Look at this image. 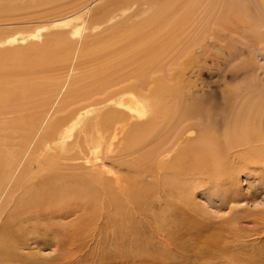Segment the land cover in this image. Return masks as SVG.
Returning a JSON list of instances; mask_svg holds the SVG:
<instances>
[{
  "label": "bare ground",
  "instance_id": "obj_1",
  "mask_svg": "<svg viewBox=\"0 0 264 264\" xmlns=\"http://www.w3.org/2000/svg\"><path fill=\"white\" fill-rule=\"evenodd\" d=\"M79 13L52 23L66 26L81 19ZM95 14V29L106 24L100 36L88 37L81 25L71 33L78 41L88 37L82 52L94 68L83 71L62 101L57 100L62 84L48 79L58 59L67 62L70 46L61 48L66 43L30 50L13 63L24 77L13 82L14 102L7 104L10 94L0 84L2 115H35L13 146L0 148V220L5 216L18 227L2 230L10 242H1L0 251L8 260L19 255L12 243L17 231L24 233V243L39 245L51 221L61 219L66 224L56 228L52 244L66 253L62 264H77L79 237L91 236L80 226L99 213L106 237L113 231L120 237L125 205L133 203L129 196L147 183L175 190L194 183L217 190L236 187L239 156L234 144L220 142L204 125L195 104L200 87L194 82L218 67L223 43L240 41L245 47L227 54L241 58L234 76L248 75L249 82L228 104L231 113L239 118L242 110L250 114L264 104V0H109ZM12 58L0 51V70Z\"/></svg>",
  "mask_w": 264,
  "mask_h": 264
},
{
  "label": "rangeland",
  "instance_id": "obj_2",
  "mask_svg": "<svg viewBox=\"0 0 264 264\" xmlns=\"http://www.w3.org/2000/svg\"><path fill=\"white\" fill-rule=\"evenodd\" d=\"M107 1L109 0H0V46L2 45L0 51L8 52L15 57L10 60L11 64H6L0 70L2 90L4 86L2 92L10 94H8L10 101L7 104L14 102V94L17 92L13 89L14 84L17 85L18 80L24 78L23 71L11 68L13 63L21 60L19 58L28 57L34 49L52 43L61 45L66 43L61 48L70 46L71 49L67 62L61 64L63 60L58 59L59 62L57 60L54 65L60 63L59 67L53 66L52 72H49L50 83L54 80V84H62L58 86V91L60 87L62 88L57 98V100L61 98L59 100L62 101V96L70 92L72 84L83 71L94 68L93 65H88L84 52L88 37L100 36L106 27L104 26L106 24H103L95 29L93 18L96 15V8ZM76 11H81L79 14H82V18L72 20V24L56 27L52 23L64 15H73ZM78 25L84 28V34L88 36L79 41L71 36ZM13 39L15 42L12 44L4 43ZM222 47L223 53L217 60L218 67L216 64L214 69L205 70L200 81L194 82L200 87L195 104L201 111L204 125L210 128L213 137L220 142L228 140L234 144L233 147L235 146L233 151L235 150L240 159L236 166L238 171L235 178L236 187L229 189L225 186L217 190L208 184L194 183L189 184L188 189L179 191L172 187L157 188L150 183L146 186L141 185L135 196H129L132 205H125L127 207L124 209L125 217L122 220L120 237L116 236L115 231L106 237L104 216L102 215L101 223L97 221L99 213L89 223L84 222L80 226L81 231L91 230V236L79 237L75 254L76 259L78 257L77 264H264V104L257 106L250 114L249 110H242L243 114L239 118L231 113L228 104L236 99L238 93H245L249 76L242 74L234 76L235 72L239 71L241 58L232 59L227 52H233L231 50L233 47L241 49L245 46L240 41H233L223 43ZM5 59L7 58L3 57V60ZM49 88L51 89V86ZM213 95L217 103H213ZM43 98L41 93L39 99ZM248 108L250 109V105ZM2 113L0 112V148L6 150L11 147L12 141L14 144L23 135V128L27 127V122H31L32 125L35 123V115L28 112V115L24 113L19 119L14 117L15 113H11L9 118L8 114L5 116ZM12 120L13 122L17 120L16 125L14 123L9 125ZM7 141L8 145L2 144ZM1 155L0 152V161ZM105 167L108 170L112 169L109 166ZM194 186L196 189L192 188ZM226 187L227 192H224L223 189ZM95 208L100 209V206ZM4 219L5 216L0 220V243L9 241L2 230L15 232L18 228L14 220ZM60 220L51 221L52 226L49 229L51 235L49 232L46 233L45 238L40 239L42 244L39 245L24 243V233L20 235L17 231L12 243L20 256L18 255L16 261H11L2 256L0 251V264L67 262L66 253L53 246L52 237H55L58 229L66 224L64 220H61V223H64L60 224ZM52 230L55 233H52ZM20 243L25 245L21 249Z\"/></svg>",
  "mask_w": 264,
  "mask_h": 264
}]
</instances>
